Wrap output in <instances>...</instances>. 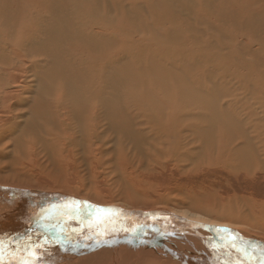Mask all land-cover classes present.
<instances>
[{
    "label": "bare ground",
    "instance_id": "1",
    "mask_svg": "<svg viewBox=\"0 0 264 264\" xmlns=\"http://www.w3.org/2000/svg\"><path fill=\"white\" fill-rule=\"evenodd\" d=\"M236 4L237 0H145V2L143 0H105L103 2L102 0H0V32H8L7 35L6 33L0 35H5V38L10 42L2 44L0 41V67L3 68L4 65L7 66V70L9 69L6 74L0 73V113L2 114L0 118L3 117L1 118L3 121L0 123L2 125L0 126V145L8 139L13 140L16 145L20 144L18 139L16 140L19 136L15 130L16 125H19L16 121L26 117V115L18 113V110L25 107V104L29 107V98L26 97L28 94H33L32 96L36 100L30 104L33 107L28 108L30 116L26 117V125L35 124L36 121L33 122V120L38 115L50 114L57 118L58 127L63 129V135H74L76 140L79 138L75 135L78 130L76 132L71 128L74 124L72 122L81 124L82 121H85L87 123L88 126H82V128L88 133L89 148L85 145L86 149L80 153L81 156L83 153L84 157H91V161L93 158H101L107 154L108 131L122 130L120 132L123 134L124 130H130V127L135 130H138V127L143 128V124L145 125L148 119L147 116L151 113L150 104L146 100H150V103L157 108L159 114L156 119L165 126H162L161 130L157 129L156 132H164L169 135V138L176 135L178 130L176 127L180 119L187 120L189 119L187 116L193 115L195 112L188 108L189 100H186V94L180 93L176 89L175 84H179L180 75L186 76V71L171 72L174 64L177 69L180 66L175 59L189 57L192 61L201 62L204 50H219L221 52L223 47L232 48L233 52L241 50L237 46V48H233L230 45V42L232 43L238 38L235 31L232 34V31H227L219 24L214 26V22H205V17L223 20L229 26L228 23L231 21L233 27L240 26L241 29L246 28L251 33L263 35L258 39L251 37L250 40L256 43L251 45L253 42H249L247 45L246 52L250 58L245 59L240 56V62L243 67L248 69L250 67L251 72L254 69L253 74L260 75L261 80L258 84L260 92L256 93L264 95V0H238V8H236ZM143 6L144 8H142ZM154 6L157 11L152 21L155 24H149V18L144 19V15L154 9ZM159 10H162V14L157 13ZM46 16L48 21L45 20ZM126 24L134 29V31L131 29L130 34L148 30L154 35L142 36V34L140 35L142 37L139 38L138 36L131 37L128 33L130 29L125 26ZM200 26L206 27L200 29ZM36 27L43 29L41 35H39V31H35ZM58 27H61L63 31L58 33ZM15 32L18 33L17 36ZM34 33L38 35L33 37ZM118 44V49H114ZM111 45H114L113 49H111ZM142 52L149 54L147 57L141 58L139 53ZM8 53L13 56L11 59L8 58ZM30 54L32 56L30 61L33 62L31 71L40 65L41 58L45 59V56L50 59V63L57 64L54 65L56 68L52 72L53 74L41 77L35 73V78H32V74L28 77L25 60H28ZM128 55L131 56L132 67L125 62L126 58L124 59V57ZM144 62L154 65L155 73L159 74L160 80L175 78L170 87L173 93L168 92L161 84L156 83L151 86L145 82L140 83V93L150 97V93L153 92V96L149 99H137L135 95L117 93L119 85L131 87V81L119 73L112 75L115 78H110L109 68L120 65L121 71L125 74L134 72L138 77L154 76L151 65L148 64V68L145 69ZM228 64L230 65V61ZM255 65L259 66L257 70H255ZM21 66L24 67V73H26V77L22 80L18 78L19 74L17 73ZM58 66L62 67L60 72L56 70ZM182 67L180 66L178 70H181ZM117 68L119 69V67ZM46 72L48 71L46 70ZM247 77H249L248 74L240 81L247 82ZM49 80L55 87L48 84ZM170 80L165 82L170 83ZM250 81L247 82L249 84L246 85V91L251 95L250 100L253 101L250 93V86L253 83ZM56 82L59 85L58 89H56ZM133 86L135 87V85ZM109 89H112L111 92L115 95L110 94ZM209 101H206V104H209L207 106H214ZM253 102L257 106L256 102ZM254 104L252 103L253 106L249 104L251 111L246 108L244 110L249 116L248 119L245 114L242 115L243 113H232L231 117L218 113L216 109L220 106L216 107L212 113L210 111L208 114L204 113L207 117L202 118L204 120L198 119L201 123L208 124L207 127L204 126L205 124L203 125L204 131L208 132L206 133L208 139L204 143L206 147L211 149L215 143L214 139H216L214 134L219 132L217 137L219 140L221 138V142L216 139L219 142V151L217 152L219 157L217 158L225 165L230 164L228 165L230 167L233 165L237 170L245 171L255 166L264 171V161L244 168L246 167L244 162H249V154L258 150L255 142H258L264 149V127L254 126L256 129L252 127L251 123L250 116L253 115L255 124H264V118L261 119L256 112L259 109L253 108ZM258 107L264 113V104L260 103ZM153 112L155 113V111ZM8 114L10 115L8 116ZM124 115H127V118ZM244 121H250L249 128L251 127V129L246 128L247 123ZM53 122H56L55 118ZM181 124L180 126H182ZM190 125L187 123L186 127ZM34 130L36 132V129ZM79 130L82 131L80 128ZM135 130L130 131L132 135H135L134 137L138 133H135ZM250 130H259L256 133L258 139L252 135ZM138 131L140 132V130ZM188 131L190 129L181 127L178 133L183 136L181 138H186L183 133ZM24 132L22 131V133ZM38 134L40 135V132ZM153 134L151 135L153 136ZM124 135L127 136V133ZM51 136L49 137L51 138ZM62 136L58 135L56 141L65 143L66 147L76 148L78 143L73 142L74 136L72 139L69 137L71 141L67 139V136ZM138 136L139 133L136 138ZM146 136L144 142L148 141V139L146 141ZM21 137L22 135L19 136V140H22L23 137ZM53 137L56 136L53 134ZM128 139L130 140V138ZM163 140L170 141L165 138ZM8 141L10 142V140ZM23 142L21 143L23 144ZM135 144L137 145V143ZM119 145L121 146V144ZM119 145H117L118 148ZM137 147L141 148L138 145ZM142 151H140L141 155ZM94 152L96 153L95 157ZM144 152L146 153V150ZM261 152L264 156V150L261 149ZM119 156L121 155L119 154ZM93 161L95 160L93 159ZM233 167L232 169L235 170ZM3 183L6 182L0 181V264H262L264 261V204H259L257 207L254 205V208L256 210L259 208L260 211L256 212L255 209H251L254 214L251 221L247 220L246 216L241 217L243 213L240 210L234 211V214L231 215L228 213L230 208L226 207L224 208L226 212L222 210L223 213H218L216 216L203 211L190 212L174 209L172 211H155L159 215L157 219L159 222L156 224L130 225L125 228L126 230L120 231L119 227L102 221V212L92 211L96 217L87 216V210L81 209L83 212H78L68 204L67 200H64V203L60 201L67 197L84 201L72 195L67 194V196L59 193L55 195L50 192L14 188ZM44 195L58 198L59 206H52L49 203L43 205V209L31 208L41 204L38 203L37 197ZM74 199L70 203H77ZM84 203L88 202L84 201ZM245 204L247 205V203ZM105 207L99 208L112 209L115 215L121 216L128 213L142 215L152 212L140 208H132L133 210L129 211L113 208V206ZM232 224L233 226L235 224L237 229L232 228Z\"/></svg>",
    "mask_w": 264,
    "mask_h": 264
},
{
    "label": "rangeland",
    "instance_id": "2",
    "mask_svg": "<svg viewBox=\"0 0 264 264\" xmlns=\"http://www.w3.org/2000/svg\"><path fill=\"white\" fill-rule=\"evenodd\" d=\"M103 1L105 0H102V2ZM143 2H145V0H143ZM128 3L131 4L130 2ZM237 4H238V0H237ZM237 4H236V8H238ZM154 7H155L154 9H151L147 12L148 14L144 15L145 17L144 19L149 18L148 19L149 24H155L152 21V18L154 17L157 11L156 6ZM142 8H144V6ZM157 13L162 14V10H159V12ZM205 19H206L204 20L205 22H214L215 24L214 26L219 24L227 31H232V34H234L233 31H235V35H238V38L234 40L232 43L230 42V45H232L233 48L239 47L243 51L235 50V52H233L232 48H228V47L226 48L223 47L221 52L219 50L217 51V50L209 49L203 51V60L201 62L192 61L188 57L187 59L185 58L175 59L178 63V66L179 65L181 67L183 66L181 70H178L180 69L179 68L180 66L177 69V66L175 64L173 65L174 67L169 65V67H172L171 72L173 73H181L186 71V76L184 75V77L179 74L181 80L179 79L178 80L179 84H175V86L177 87L176 89H178L180 93L186 94L187 96L186 100L187 101L189 100V103L187 102L189 105L188 108H190L191 111L195 112V114L193 115L191 114L192 116L191 115L187 116V118H189L190 121L189 119L187 120L180 119V122L179 124H177L176 127V130L178 129L176 131V135H172L169 138V135L164 132H156V130L159 128H160L159 130H161V127L163 126L159 123V120L156 119L159 112L157 108L150 103V100L149 101L146 100L150 104L151 113H149V115L147 116L148 119L146 123L144 122L145 125L143 124V128L138 127V130H140L141 134L142 135L144 134L143 138L141 137L142 135L138 130H135L134 128L131 129V127L130 130L125 129L123 134L122 132H120L122 130L113 131L112 129L108 131L109 135L107 134L108 137H106L107 140L106 143L109 142L106 145V147L108 146L106 148L108 149L107 154L101 156V158L100 157H96V159L93 158L95 161H93V159L91 161V157L90 158H87L86 156L84 157L83 153L81 156L80 153V151L83 152V149L84 150L86 149V146H88L89 148L88 133L85 132L84 129L82 128V126L83 127L88 126L87 123H85V121H82L83 124L82 123L80 124L79 122H72L74 124L72 125L71 128L74 131L78 130V133L75 135H77L76 137L79 138L76 140L74 135H69V134L63 135L62 132L63 129L58 127L57 118L50 114L45 116L43 115L44 117L41 116L42 114L38 115L36 116L37 120H35L36 118L33 120V122L36 121L35 124L26 125L25 123L26 117L29 118L30 116L29 110L33 107V105L30 104L34 103V100H36L35 98H33L34 97L32 96L33 94H28L26 95V97L29 98V103H28L29 107H27V105L25 104V107L19 108L20 110H18V113H21L22 115H26V117H23V119L19 118L18 121H16V123H19V125L18 126L16 125L15 128L17 134L19 133L18 134L19 136L22 135L24 139L21 137L22 140L21 139L19 140V136H17L16 140L18 139V142H20L19 145L18 144L16 145V143L11 139H8L10 140V142L8 140H5L0 145V181L6 182L3 184H6L9 187H14V188L16 187V188H25L27 190H33V191L50 192L55 195L58 193L62 195H67V194L72 195L76 198L84 200L89 204L97 207L106 206L105 208H111V206H113V208H117V209L122 208L123 210H129V211L133 210L132 208H140L144 211H163V210L172 211L174 209H178V210H187L190 212L203 211L213 216H216L218 213H221L222 210L226 212L224 209L226 207V208H230L229 209L230 212L228 213H231V215L234 214V211L240 210L243 213L241 214V217L244 218L246 216L248 217L247 220L249 219L251 221V218H253L252 216H254L251 209L252 208L255 209L254 205H256L257 207L259 204L261 205L264 204V171L259 170L255 166L254 167L250 166V165L253 166L254 163L256 164L258 162L261 163L262 161H264V156H262L263 153L261 152V149L264 150L263 147L260 146L258 142H255V144L258 146L257 147L258 150L254 149L255 151L249 154V162L248 163L244 162L245 163L244 165L246 166L244 168H248L249 166L251 168H248V170L243 171L242 169H238V170L235 169L232 165V167L235 169L233 170L232 167L228 166L230 164L225 165V163L223 164L217 158L219 157L217 153L219 151L218 150L219 142H221V138L219 140V137H217L219 132L214 134L215 138L218 139L219 142L216 139H214L215 143L214 145H212L211 149L207 148L206 145L204 144L205 141L208 139V136L206 134L208 132H205L203 127L204 126L207 127L206 125L208 124H205V122L201 123L200 120H204L202 118H207L205 117V114L206 113L208 114L209 111L212 113L213 111H215L214 109L218 106L220 107L216 109L217 112L221 114H227L229 115V117H231L232 113H238V114L243 113L242 115L244 114L246 115L244 110L246 108L248 111H251L249 109V104L250 105H252V103L254 104L253 101H255L257 104V106L254 104L253 108L255 107L258 108L259 110L257 109L258 111H256L258 112L257 114L261 119L264 118V113H262V110L260 109V107H258L260 106V103L264 104V98H263L264 95H260L256 93V92H260V90L258 89V84L260 83L261 80L260 75L253 74L254 69L253 72H251L250 67L249 69L243 67V65L240 62V56H242V58L244 57L245 59L250 58L248 57L246 51L249 42L250 43L253 42L250 40L252 39L251 37L253 36L254 39H258L260 37H263V35L251 33L246 28L241 29L240 26L233 27L231 26L232 25L231 21L230 22L228 21L229 23L227 22L228 24H230L229 26L223 20L220 21L209 17H205ZM45 20L48 21L47 16ZM43 23L45 24L44 21ZM125 26L130 29V31L128 30V33L131 32L132 28H130L128 24H126ZM203 27L205 28L206 26H200V29H204ZM61 30L63 31L61 27L60 28L58 27V33L61 32ZM35 31H39V35H41L43 29L41 27H36ZM132 31H134V29H132ZM4 33H6L7 35L8 32L7 31L3 33L0 32V34H4ZM49 33L51 34V32ZM156 33L159 34V32ZM15 35L17 36L18 33L15 32ZM35 35L38 34L34 33L32 36L34 37ZM130 35L131 37L138 36L139 38L142 36L154 35V34L146 30L143 32H138L137 34L131 33ZM0 36H1L0 41H2V44L10 43L5 38V35H0ZM222 39L224 38H221V40ZM255 43L256 42H253L251 43V45H254ZM112 46L114 45H111V49H113ZM118 47L119 44L118 46L116 45L114 49H118ZM253 47L256 48L257 46H253ZM7 49H9V46H7ZM239 52L242 53L243 55H241ZM139 54L141 55V58L142 57L144 58L147 57L149 53L142 52ZM46 55L48 54L46 53ZM7 56L9 59L13 57L9 53ZM44 58L45 59L41 58L42 62L40 63V65L33 68L31 71V67H32L31 63L33 62L30 61L32 59V56L30 54L28 60L27 59L25 60V64L27 66L26 71H28L27 74L28 77L31 74H32V78L33 77L35 78L36 74H38L41 77L42 76L46 77L47 75L53 74L52 72H54V69L56 68L54 65L57 64L52 62L53 63L52 65V63H50L51 62L50 59H47L45 56ZM225 58H227L228 60ZM124 59L126 60L125 61L126 63H128L130 66L132 65L131 56L129 55L125 56ZM229 61H230V65L228 64ZM235 61L237 62L236 64ZM144 63H145L144 64L145 69L148 68V64L151 65V63H146V62ZM6 67L7 66L4 65L3 68L0 67L1 74H6L7 72H9V69L7 70ZM117 67H119V69ZM151 67H152V74L154 72V76L151 77L149 76L138 77L137 73L134 72H128L125 74L121 71L120 65L117 66L115 65L109 68L110 71L109 73L111 75L110 78H115V76L112 75L119 73L125 75L126 78L130 79L131 81L130 83L132 85L131 87H125L119 85L118 86L119 90L117 91V93L119 94L122 93L121 95H131V96L135 95L137 99H149L150 97L153 96L154 94L153 92L150 93V97L146 95H142L140 93L141 92L140 83H144V82L145 84H150L151 86H153L152 84H156V83L161 84L162 86H165L168 92L173 93L170 87L172 86V83L175 80V78L173 79V77H171L164 79L166 78L164 77L163 78L164 80H160L159 74L156 75L157 73H155L153 64L151 65ZM61 68L60 66H58L56 70L60 72V70H62ZM258 68L259 66L255 65V70H257ZM48 69L50 70V72ZM247 69L249 70V73ZM18 70H19L17 71V73L19 74L18 78L22 80L24 77H26L25 76L26 73H24L25 69L23 66H21ZM46 70L48 72H46ZM247 74L249 76L246 79L247 82L251 80L250 83H253L250 86L251 88L250 93L252 94V97L254 99L253 101L250 100L251 95L246 91V85L249 83L247 82L243 83L242 81H240ZM142 78L143 79L146 78L145 79L146 81L143 80ZM169 80L170 83H166L169 82ZM48 84L49 85L51 84L52 87H55L50 80L48 81ZM55 85H56V89H58L59 86L58 82H56ZM133 85H135V87ZM206 90L208 91L205 93ZM111 91L112 89H109L110 94L115 95V93ZM110 97H113V95H110ZM208 99H210L211 101H209ZM257 99L258 101H256ZM206 101L211 102V105L214 104V106L211 107L207 106L209 104H206ZM228 103L231 104L228 105ZM192 107L194 108V110ZM153 111H155V113ZM253 114L257 115L256 113ZM0 115L2 114L0 113ZM9 115L10 114H8V116ZM124 116L125 118H127L126 117L127 115ZM53 117L55 118L56 122H53L54 120ZM237 117L240 119L239 116ZM1 118H0V123L1 121H3L1 120ZM149 118H154V119H149ZM246 118L248 119L249 116L246 115ZM250 118L252 119L251 123L253 128H256L257 126H259L257 128H260V126L264 127V124L263 125H257L259 123L255 124L253 115H251ZM46 119L47 120L50 119V121H48L49 123L47 122ZM51 121L53 123H50ZM183 121H185L186 123ZM244 122L247 123L246 128L248 130L251 129V127L249 128L250 121L249 122L244 121ZM187 123L191 125L186 127ZM198 123L200 124V126ZM180 124L182 126H180ZM26 127L29 131L25 129ZM181 127L185 129L186 128L190 129V131H188L187 133H183L186 138H181L183 136H180V134L178 133ZM39 128L44 131L41 130L39 131ZM79 128L82 129V131L79 130ZM149 128H156V129H149ZM34 129H36V132ZM134 130L135 133L137 132L139 133L138 138H136L138 133L136 134V137H134L135 135H132V133L130 132V131L133 132ZM22 131L23 132L25 131L24 133L26 135L22 133ZM250 131L252 135H254L256 139H258L256 133L259 130H250ZM39 132L40 135L39 134L37 135V133ZM48 132H50L51 134ZM125 133H127V136L124 135ZM53 134L56 136L55 138L53 137ZM151 134H153V136ZM58 135L60 136L63 135L62 137L67 136L68 140H70L69 137H71L72 139V137L74 136L73 142L78 143L75 146L76 148L74 149L73 146L66 147L65 143L57 142L56 139H58ZM49 136H51V138ZM145 136H146V141L148 139L150 143L148 141L147 142L143 141L145 140L144 138ZM173 136L176 137L173 138ZM128 138H130V140ZM162 138L169 139L170 141L163 140ZM40 139L42 140V142L39 143V141H41ZM157 139L159 141H156ZM137 140L139 141V143ZM21 142H23L24 146ZM111 142L112 143L115 142L113 143L114 145ZM164 142L168 144H165ZM80 143L82 144V146ZM135 143H137L139 147H141L142 145L144 147L142 146L141 148H139L140 149L139 150ZM119 144H121V146ZM117 145H119V148L117 147ZM122 150L125 151L123 152ZM144 150H146V153L144 152ZM126 151L128 154L126 153ZM140 151L143 152L142 155L140 154L141 153ZM119 154L122 157L119 156ZM95 155L96 153L94 152V157ZM245 160L248 161L247 158H245ZM258 200H260L261 202ZM245 203H247V205ZM259 211L260 209L258 208L256 212ZM235 226L236 225L234 224L232 228L237 229Z\"/></svg>",
    "mask_w": 264,
    "mask_h": 264
},
{
    "label": "water",
    "instance_id": "3",
    "mask_svg": "<svg viewBox=\"0 0 264 264\" xmlns=\"http://www.w3.org/2000/svg\"><path fill=\"white\" fill-rule=\"evenodd\" d=\"M37 198H38V203H41V204L35 205V207H31V208H34L37 210L43 209L42 206L49 204V203L52 206H57V205L59 206L58 198H56V197H53L50 195H48V196L44 195V196H40ZM73 199L67 197L66 199L63 198L60 201H63V203H64V200H67L68 204L72 205V207L74 208L75 211L83 212V211L87 210V213H86L87 216H90V215L95 216L92 213V211H96V209L99 207L88 204V203L86 204V203H84V201L81 202V201H78L76 199H74V200H76L77 203H70L71 201H73ZM34 209H33V211H35ZM89 213H91V214L89 215ZM101 214L103 215V219H102L103 222H108L111 225H115V227H119L120 231L126 230L125 228H127L130 225H140V224H149V223L156 224L159 222L157 220L159 218L158 217L159 215L157 213H155V211L147 212V213H144L142 215L135 214V213H128L124 216H121V215H115L113 212H110V213L102 212Z\"/></svg>",
    "mask_w": 264,
    "mask_h": 264
},
{
    "label": "snow or ice",
    "instance_id": "4",
    "mask_svg": "<svg viewBox=\"0 0 264 264\" xmlns=\"http://www.w3.org/2000/svg\"><path fill=\"white\" fill-rule=\"evenodd\" d=\"M91 207V206H90ZM97 212H106V213H110L112 212L113 210L112 209H101V208H97L96 209ZM91 213H89L90 215ZM233 239H235V237H233ZM262 264H264V261H262Z\"/></svg>",
    "mask_w": 264,
    "mask_h": 264
}]
</instances>
